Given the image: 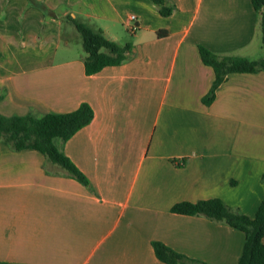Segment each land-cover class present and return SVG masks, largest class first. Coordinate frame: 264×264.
I'll return each mask as SVG.
<instances>
[{"label":"crops","instance_id":"0c3cea01","mask_svg":"<svg viewBox=\"0 0 264 264\" xmlns=\"http://www.w3.org/2000/svg\"><path fill=\"white\" fill-rule=\"evenodd\" d=\"M170 1L163 16L150 0H0V114L93 112L62 144L87 183L0 140V260L170 264L160 241L237 263L240 229L170 207L216 197L252 216L264 195V70L229 73L206 104L214 71L198 51L258 58L257 13L251 0ZM70 17L130 57L86 73Z\"/></svg>","mask_w":264,"mask_h":264},{"label":"trees","instance_id":"16d2710c","mask_svg":"<svg viewBox=\"0 0 264 264\" xmlns=\"http://www.w3.org/2000/svg\"><path fill=\"white\" fill-rule=\"evenodd\" d=\"M163 16L169 15L174 5L170 0H150ZM257 13V26L260 43L264 51V0H251ZM70 20L80 36L84 51L83 63L86 73L99 70L104 65L119 64L130 57L131 44H120L107 38L99 29L76 18ZM165 32L159 30L158 35ZM198 51L202 62L210 65L214 78L203 102L209 104L218 85L231 72H255L264 70V53L250 59L240 55H218L199 45ZM93 116L89 104L82 102L75 109L67 112H46L40 115L0 114V140L13 149L34 148L51 161L59 165L67 174L87 183L86 177L63 153L62 144L76 130L87 124ZM170 210L183 214L203 215L211 220L226 223L240 229L244 240L236 264H264V195L254 214L247 216L225 204L219 198L199 199L196 201H178ZM152 247L158 258L170 264H205L203 261L179 253L160 241H152ZM0 264H10L0 260Z\"/></svg>","mask_w":264,"mask_h":264},{"label":"rangeland","instance_id":"374dc122","mask_svg":"<svg viewBox=\"0 0 264 264\" xmlns=\"http://www.w3.org/2000/svg\"><path fill=\"white\" fill-rule=\"evenodd\" d=\"M65 28V27H64ZM63 28V29H64ZM77 32V31H76ZM77 34V36H78V39L77 40H73V41H71V46L73 47V48H75V49H77V50H80V51H82L83 52V48H82V45H81V41H80V36H79V34H78V32L76 33ZM65 33L63 34V36L65 37ZM257 54H255V57H259V56H262L263 55V53H264V51H263V48L261 47V44H260V42H259V48L257 47Z\"/></svg>","mask_w":264,"mask_h":264},{"label":"built area","instance_id":"2783aa9c","mask_svg":"<svg viewBox=\"0 0 264 264\" xmlns=\"http://www.w3.org/2000/svg\"><path fill=\"white\" fill-rule=\"evenodd\" d=\"M128 20L130 21V24H128V29L130 32H134L137 27V23L135 22V15L129 14Z\"/></svg>","mask_w":264,"mask_h":264}]
</instances>
